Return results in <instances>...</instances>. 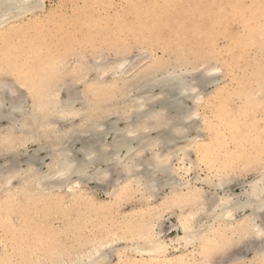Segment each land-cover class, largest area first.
I'll return each instance as SVG.
<instances>
[{"label":"rangeland","instance_id":"1","mask_svg":"<svg viewBox=\"0 0 264 264\" xmlns=\"http://www.w3.org/2000/svg\"><path fill=\"white\" fill-rule=\"evenodd\" d=\"M96 1L97 0H91V1L90 0H41L40 6L38 5L37 7L39 9L37 10L35 8H34L35 10L28 9V8L26 10L25 9L18 10L12 13L11 15L5 17L4 19L3 18L0 19V25H1L0 26V29H1L0 37L3 35L5 36V34L8 35L10 33V35L7 38L6 36L0 38V41L1 40L4 41L5 39V41L7 42L6 43L5 41L4 42L1 41L0 47H2L1 46L2 43L8 44V46L6 45L5 47L3 44V48L6 51H4V49L2 51V48H0L1 49L0 53H2L0 54L1 55L0 57H5V58L7 57L6 60L3 58H0V60L2 61L0 63V66H1L0 67L1 69L0 70L1 71L0 72V83L7 85L8 88L10 89L13 88L14 91L17 88L15 92L17 93V91L19 90L22 93L20 94L24 96L26 112H28L27 111L28 109L31 111V108L34 107L33 106L34 103L31 102L32 98H30L31 94L28 93L29 91L25 88L18 87V83H19L18 74L21 73V71L22 72L27 71L28 77L34 76L33 77L34 79H37L39 74L40 76L48 75L50 78L49 82L52 83L51 84L52 88L53 86L54 87L57 86V84L58 85L62 84L63 86H62L61 93L57 97L59 98L58 99L59 101L61 100L65 101L66 99H68L66 97L68 95H64L65 91H67L65 92V94L68 93V91L70 90L71 91L75 90L78 92L76 93L75 91H73L77 94L76 95L77 99L80 100V101H77L76 107L78 110L82 111L80 112L81 116L77 115V117L73 118L71 121H61L60 119H59L60 121L56 120L58 123L57 127H60L61 130H64V133H66L67 131L65 140L70 141L71 138L70 139L68 138L71 137L70 134H72V130L74 128H75L74 129L75 131H73V133L79 130L85 131L84 129H87L86 132L90 130L91 122L89 121L99 119L98 121H94V122H99V121L101 122V119L105 117L106 120L104 119L102 120L101 123L99 122L97 124L98 125L103 124V123L106 124L107 122H110V120L112 122L114 118L115 119L113 121L117 120L118 118L117 120L118 122L119 118L123 119L124 117V116L121 117L120 115L123 107H124L123 108L124 112H122V115L125 114L127 115L125 117H128L130 113L133 114L134 113L133 109L131 108L133 112H129L130 108L126 107L129 103L127 104V102L125 101L130 97L131 98L138 97V94L135 92V90L131 91L132 94H130L131 92L129 90L130 89L132 90V87L129 85H132L133 87L136 86V84L144 80L145 76H149V78H152V77H155L154 75L162 76V74L176 73V74H182L184 75V77L188 79L190 77H198L200 75H203L205 73L204 70L207 71L209 68L212 69L213 67V70L214 68H217L218 70L216 69L214 73H212L213 75L210 74L212 75L210 79L213 78V80L211 81L213 83H211V85L209 84V85L203 86V88L200 90L198 89L201 87H198L194 93L195 96L202 97V103H200V106L196 107V112L198 110L197 116L199 118L195 119L194 124L195 126H197L195 127V129L196 128L197 129L194 132L190 133V137L197 136L196 141L199 142L198 143L199 145L209 143V146H211L209 148L211 151V158L210 159L200 158L199 156H197L195 152H191L190 157L186 156L187 160L185 161L186 158H183L184 152L178 151L179 149H175L173 150V153L178 151V155H177V152L176 154H173L175 156H173L172 158V166H174L175 168L177 167V169L178 167L182 166L183 163L188 168L193 166V168H190L192 169V171L190 170L191 171L190 174L188 176L184 175V178L187 180L195 179V175H197L196 173H198V176H200V179L201 178L204 179L208 176V177H211L210 178L211 180L216 182L217 176H218V180H219V176L221 177V174H220L221 172L222 175L223 174L225 175V176H222L221 179H224V178L227 179L226 176H228V180L230 179L233 180L234 186L232 187H233V190L236 192H240V188L242 187V185H244L245 187H248L252 180H259L263 178L264 177V112H263L264 111V85H263L264 84V47H263L264 46V0H212V1L211 0H188V1L187 0H183V1L182 0H177V1L176 0H159V1L158 0H142L144 2H142L141 0H98L97 2ZM140 1L142 2V4ZM160 1H162L163 3H161ZM175 1L179 4L175 3ZM137 2H139L138 4L140 7L136 6ZM134 3H135V7L134 5H131ZM254 4L256 5L255 6L256 8H254ZM177 5H179L180 8H178ZM236 6H238V8ZM133 8L135 10L137 9V12L133 11ZM142 8L144 9V11ZM29 10L31 11L29 12ZM138 10L140 11L141 14L138 13L139 12ZM148 10H150L151 12ZM173 11L175 13H172ZM90 12L92 13V15H90L91 14ZM78 13L80 16L78 15ZM173 14L177 15V18ZM136 15L140 17L137 18ZM145 15H146V18H145ZM186 15H188V17ZM239 15L241 17H239ZM90 16L91 18L96 17V18H93L95 21H92L93 19H91ZM141 16L143 18L141 21L146 19L145 21H143V23L146 24V26L145 25L143 26L142 25L143 23L140 22ZM78 18L79 20H81V22H79V20L77 21ZM120 18H122V20ZM160 18L161 20H164V22H161ZM209 18L211 20L213 19V21L210 22L211 20H209ZM135 19H138L139 21L137 20V23H136ZM192 19L196 23V26L195 24H193L194 23L193 21H191V23L189 22ZM214 19H217V20H214ZM196 21H199V22H196ZM214 21H217V22L215 23ZM218 21H219V24L217 25ZM64 22L68 30L64 29L66 28ZM119 22H122L123 24L120 23L121 24L120 25L118 24ZM131 22H134V24H131ZM149 22H152V23H149ZM159 22L161 24H158ZM75 23H76V26H74ZM77 24L78 25L81 24L80 28H83L84 32L82 29L78 27ZM167 24H169V26H167ZM192 24L195 26L198 32L195 30ZM211 24H212V27H211L212 32L210 30L209 31L207 30V29H210ZM126 25H129V26H126ZM132 25L136 26L135 29H134V26L130 27ZM123 26L126 29H124ZM213 26L215 27L213 28ZM28 27L30 29V32H29V29H27ZM77 27L80 30L77 29ZM84 27H86V29ZM138 27H140L141 31H143L142 33L139 30L140 28ZM70 28L72 30H69ZM130 28H131V31H130ZM163 29H166V30H163ZM14 30H16L17 32L16 31L14 32ZM18 30H20L19 33H18ZM35 30L37 32H35V35H34ZM103 30L105 31L107 30L108 35L106 33L104 34ZM190 30H191V33H190ZM116 31L119 33V35L116 34L117 33ZM172 31H175L173 32L174 33L173 38H171L172 37L171 34H173ZM184 31H186V33ZM132 32L134 33L132 34ZM137 32H139L140 35ZM145 32H147V34ZM177 32L181 34L177 35ZM87 33H88V36L85 35ZM99 33L102 35H100ZM202 33L204 34L202 35ZM253 33L254 35H251ZM97 34H98V37H97ZM148 34H150V37ZM206 34H207V38H211L210 40H207ZM72 35L74 36V38ZM89 35L95 36V39L89 37ZM116 35H118L117 37L120 36L121 39L123 40H120L119 38L118 40ZM131 35H133L134 38H132ZM157 35H160V36L157 37ZM99 36H101L100 38L102 42H99L100 41ZM109 36H110V39L108 38ZM88 37L91 38L92 40L89 39ZM111 37L115 38L116 41L111 40L112 39ZM162 37H165V38H162ZM80 38L83 42L88 43V44L86 45L83 42H81ZM150 38H155V39H152L150 41ZM191 38H193L192 39L193 41L191 40ZM26 39L30 41L32 40V41L28 42L26 41ZM72 39L74 41H72ZM144 39L146 40L143 41ZM179 39L180 40L183 39V40H181L180 42ZM9 40H11L12 41L11 43L13 44H10ZM63 40L64 42L66 41L67 43L66 42L63 43L62 42ZM103 41L105 44L103 43ZM119 41L120 42L122 41L123 43L122 42L120 43ZM69 42L72 44L69 45ZM75 42L79 43V45H77V43ZM117 42H119L120 44ZM191 42H193L192 43L193 45H191ZM150 43L151 45L153 43V46H149L148 44ZM200 43L201 45H199ZM16 44H18V46H16L18 50L20 49V51L17 50L18 52L13 51L15 49ZM33 44H35L36 46L35 51L33 50L35 47L33 46ZM210 44L211 45L213 44V45L210 46ZM64 45L66 46V49H64L65 48ZM76 45L80 47H77ZM11 46H13V49ZM20 46L23 49H21ZM72 46L73 48L75 46L76 47L73 49L71 48ZM195 46L196 47L199 46L200 48L199 47L196 48ZM26 47L27 48L29 47V51ZM202 47L204 50H201ZM209 47L210 49H208ZM23 50H25V52H23ZM40 50H43L44 52L45 51L46 52L44 53L43 51H40ZM11 51L13 53H11ZM38 51L41 53L39 54ZM47 51L48 53L50 51L51 54L50 53L47 54ZM53 51L55 52L53 53ZM63 51L66 53H64ZM204 51L207 56L205 55L202 58V56L204 55ZM176 52H177V56H176ZM3 53H7V54L3 55ZM16 53L19 54V57L17 56ZM9 54H11L12 56ZM23 54H25V56ZM33 54L35 55V57ZM36 55L39 59L36 57ZM44 55H47V56L42 59ZM31 56L33 58H30ZM47 57L49 58L47 59ZM25 58H26V62H24ZM30 59H31V62L29 61ZM205 59L207 60L210 59V60L207 61ZM21 60L23 62H21ZM40 60H43L44 63L41 62ZM124 60L126 61L125 64L128 68L139 65V67H143V68L146 67L145 71H147L148 73L143 76L144 78L142 77L143 79L139 80L141 77L140 75H138L137 72H136L137 73L136 76L133 79L130 78L132 75L127 79V74L125 70H128V68H124L119 71L116 70L114 72L113 70L116 68V65L119 64L120 62H125ZM4 61L5 62L8 61V62L4 64ZM12 61L13 63H16L14 64V66L11 63ZM14 61H18V63ZM39 61L40 63H38V66H37V62ZM90 63H92V65ZM162 63L163 64L165 63V64L163 65ZM1 64H4V65H1ZM160 64H161V68L159 70ZM112 67H113V70H112ZM147 68H151L150 70L152 71H150L149 69L146 70ZM36 69L39 73L36 72ZM49 69H51V72H48ZM21 77H24V76H21ZM131 81L135 85L133 83L130 84ZM136 81L138 83H136ZM13 84L16 86L15 88ZM116 85H120V87L121 86L122 87L119 88V86H116ZM25 87L27 86L25 85ZM68 87H72L73 90ZM117 87L118 89H115ZM126 87H127V90H126ZM65 88H67L68 90ZM261 88L263 92L261 91ZM123 90H124V94H125V91L127 92L125 95L129 93L128 97H126L125 100H123L124 97L122 96L124 95L122 94ZM154 93L155 94L159 93L158 89H156ZM256 93H258L259 95H257ZM204 96L206 97V99L204 98ZM131 98L129 100H132ZM129 100L127 101L129 102ZM192 102H193L192 100L190 101L186 100L187 107L195 106L194 102L193 103ZM123 103L124 105L126 104V106H124ZM30 104L33 107H31ZM113 110L116 113L117 112H120V113L119 114L117 113L118 115L112 114L113 115L112 116L110 113L111 112L115 113L113 112ZM109 111L110 113H108ZM52 113L50 114V119L52 117V120L55 121L54 118L58 117V114L55 112L53 113L54 116H52ZM107 114H110L111 116L110 115L107 116ZM117 116H120V117H117ZM27 118L25 117L26 120H28ZM23 120L24 119H22L21 122L25 121V123H27L26 120L24 121ZM124 121H125V118H124ZM124 121L118 122V126L121 125L120 126L121 128L127 127L128 123L126 122L128 121H125V122ZM21 122H18L17 123L18 125L16 124L17 128H19L20 130L15 129L14 130L15 132L13 131L16 136H20V134L23 135L27 131L25 127L21 126L23 124V123L21 124ZM87 122L90 123L89 124L90 126L88 125ZM180 124L181 123H179L178 125ZM8 126H9L8 121L6 120L0 121V127H2L0 129V138L5 136L9 132V130H7ZM71 126H73L72 127L73 129L71 128ZM86 127H88L89 129ZM22 129L23 130L25 129L24 132ZM70 129L71 131L68 132V130ZM80 131L76 132L78 135L74 134V136H72L74 137L72 138L73 140L76 139L75 137L80 135ZM88 134H87V137L90 136ZM156 134L157 132H154V131L150 132L148 134L149 136L148 135L146 136L148 138L146 139L147 143H148L149 138L152 137L151 139H153L154 137H156ZM87 137L84 136V134L83 135L81 134L78 138L80 139L79 142H71V141L68 142V143H71L68 146L70 151L71 149L73 150L71 153H74V155H76L78 159H82L81 157L84 158V156H82L84 155V153H82L80 150L83 148L82 144L86 143V141L84 140L82 142V138L87 139ZM112 138L113 136L109 135L106 138L105 142L107 141L109 143V140ZM50 143L51 141H46L44 139L42 140L41 144L47 145L49 149V148H52ZM144 144H146V141ZM184 145H186L185 140L183 138L181 140L178 139L176 143V147L177 146L183 147ZM37 147L38 145L36 143H31V142L29 144H26V147L19 146L16 149L9 150V151L8 150L4 151L5 149L0 147V152H4L6 154L5 156L1 155L2 157H0V168L2 167V165H3V168H6L9 160H11L13 158L12 156L15 155L16 153L25 154L28 151L31 153L32 151L37 149ZM51 150L49 149L50 153H51ZM153 154H154L153 152L146 150L144 155L147 156V159L145 158L146 156L144 155L142 157H144V159L146 160H149L153 156ZM46 155H47L46 153H41L39 155L40 160L38 161V163L40 164H38L39 166L38 168H40L42 172L46 170L45 164L51 163V159L46 157ZM182 158L183 160L181 162L180 159ZM196 158L197 159L200 158V160L199 159L197 160ZM191 162L192 163L194 162L193 165ZM5 163H7V165ZM194 164L195 165L197 164V165L195 166ZM26 168L27 166L20 163L18 164L16 170H19V169L25 170ZM224 170H225V173H224ZM92 172L93 170L90 171V173ZM180 173L183 175V172H180ZM216 173H218V175ZM122 175L123 174H120L118 176H121V178H123L126 181L124 180L122 181V179H120V182H119L120 188L117 190H113L112 189L113 186H110V187L106 186L107 187L106 188L105 185L97 184L95 182L84 183L82 181L79 188H77L76 190H72L73 193L67 189H63V190H66L64 192H62L63 190L62 191L57 190V191H54V193L49 192V195L46 199H41L39 201L38 199H34V201L32 203L31 202L28 203L27 206L25 204V207L23 203L21 202L18 203L19 207L18 206L16 207H18L19 210L18 208L16 209V207H14L13 205V203H15L16 200L14 201L12 199L11 200L8 199L10 192L15 190V186L11 188L9 187L8 189L4 191L0 190V207L5 208V204H6L5 202L7 199L10 202L14 201L10 204V202L7 200V202L9 203L6 204L7 206L6 208L10 209L13 207L14 208L13 210L18 211L17 213L15 212L14 214H10L11 218H13L12 221H14L13 224H15L16 222H19V225L22 224L20 227H18L19 231L24 229L26 232L29 231L31 235L30 240H25L23 239L24 236L22 235L20 236L18 235L19 237L17 236L15 238L16 235H11L13 236L11 237L10 235L4 234L3 231H0V234L1 232H3L1 234V237L2 235H4V238L2 237L0 238V240L2 242L4 241V243L6 242L4 245L0 241L2 243V244L0 243V250L4 249V252H7L8 256H11L10 257L11 264L13 263L15 264H18V263L19 264H22V263L23 264H26V263L28 264H47L48 262H50L48 261L49 257L47 258V256H50L51 254L57 256L56 258L58 259H60L59 257H61L64 254L66 255L69 254L68 259H71L77 253L80 254L82 253L81 251L83 252L86 251L85 249L87 248L88 243H93L94 242L93 239H95L96 237L95 240H97L98 236H99L98 239L104 240L103 238L112 239L116 235L117 237H114V238H116L118 241L116 244L117 246L123 247V248L126 246L131 247V246L137 245L135 244V242L131 240L134 239V241L136 240L139 241L141 237L140 235L138 236V232H139L138 230L140 229L139 227H141L140 225L142 224L143 221H147V220L152 223L157 222L156 223L157 231L159 232V230L162 228L163 229L162 237L164 238L165 241H167L168 244H171L169 239L170 238L175 239L178 234H181V231H180L181 229L179 227L175 229L172 226L173 225L175 227L178 226L179 218L182 216V214L190 213L193 210L192 207L190 208L188 206L185 207V205L182 206V204H178L179 206L173 205V203L171 202L173 196L175 198L177 195L179 194L181 195L180 190L177 191L178 194L175 195L171 193V190L169 188H164L158 193L160 195L158 194L151 195L149 192H147L144 189V186H141V184H137L138 182L135 181L134 179L135 177L133 178L131 177L132 179L129 178L131 180L129 179L127 180L125 179V177H122ZM118 176L114 175L113 179H115V177L118 178ZM17 182H18L17 180H13V184L16 183V186L18 185ZM125 183H128V185L125 186ZM193 183L195 184L196 182L194 181ZM235 183H237V185ZM196 185L203 187L206 190H209V188L206 185L204 186V184H201V182L196 183ZM121 189H123L124 191H121ZM107 190H109L111 194L106 193ZM113 191L114 193H112ZM4 195L7 197H5ZM49 196L51 198H49ZM36 202L37 203L42 202L40 203L42 206L40 204H37ZM165 202H168V203L165 204ZM50 203H52L51 207H50ZM170 203L173 206H177V207L175 208L172 207ZM164 204L166 207L167 206L168 207L166 208L165 206H163ZM31 205L33 206L38 205V206L33 207ZM39 206L41 208L43 207L44 209L43 208L42 209L46 212L41 210ZM169 207L171 208L168 209ZM21 208H23L22 210H24L25 208L26 209L25 211L21 212ZM48 208L52 211H50ZM19 211L22 213V215ZM53 211L55 212V214ZM19 213H20V217L22 216V218L20 219H18ZM65 214L69 218H67ZM29 215H31V217ZM23 217L30 218L31 223L29 222V224H32L31 228L34 225L33 229L30 228V225H28V227L26 224L23 225V221L24 223L26 221L23 219ZM28 221L29 220H27V222ZM35 223H39V224H35ZM52 226L53 228H51ZM135 226L137 227L135 228ZM121 227L122 228L125 227L123 228L124 229L123 231ZM70 229L71 231L69 232ZM102 232L104 234L103 236H102ZM106 232L107 233L109 232V234H107ZM110 233H113V234L111 235ZM128 234L130 237L128 236ZM229 234L232 235V233H229ZM35 235L37 237H39L40 235H41L40 237H42V235H44L42 237L43 240L40 237L37 238ZM8 236L10 239L8 238ZM137 236L139 237V239L135 238ZM238 236H236V234H233L232 238L235 239V238H238ZM33 237L34 238L36 237L37 240L36 238L34 240ZM120 237H122V239L129 237L131 238V240L126 238V240L124 239L123 241ZM17 238H20L19 239L21 241L19 242L20 246L25 244L24 246H22L20 250L17 249V251L19 252H17L14 249V246L17 244V241H19V240H16ZM21 239H23V241ZM11 240L12 242L15 240L16 242H13L15 244H13ZM121 240L123 241V243ZM245 240H246L245 238L235 239L233 242H236V243L231 242L230 246H226V247L224 246L223 249H220V251H217L216 253H214L213 256H211L207 261L205 260L199 261V258H197V256L199 257L197 253L201 248L200 244H196L197 245V246L195 245L196 247L190 246L188 249L181 248L177 244H172V247L171 245L169 247L170 252L168 253V256L177 257L179 256V254L181 256L182 254L187 255L188 251L190 250L188 256H190V254H194L195 259L196 258L198 259L197 261V259L195 260L192 257L191 259L196 261V262L192 261V264H227V263L233 264L234 260H237L238 258L241 259L242 257H246V258L244 259V261L242 258V262L239 261L237 262L238 264H254V263L260 264L259 261L256 262L255 260L256 258H253L255 254H254L253 249L251 248H253L255 245V247H258V249L264 250V244H261V242L252 243V241H249V240L245 242ZM25 241L29 243H24ZM30 241H32V243ZM35 243H38L37 246ZM45 244H47L48 247ZM246 244L251 249V251L246 246ZM8 246H10L12 250H10V247ZM43 246L45 247L43 248ZM49 246H51L53 249ZM29 248H31V250ZM45 248L46 249L50 248V250L52 249V251L47 249L50 254L48 253L45 254L47 252ZM28 249H29V257L26 256V252H28ZM32 249L34 250V252H32L33 251ZM14 250L15 252L12 255V251ZM10 251H11V254H10ZM123 251H121L122 253L120 254H124V255H119V254H117L119 256L112 255L111 264L112 262L113 264H127V262H129L130 260L133 259V257L135 258L136 256V254H134L132 251H129V250L128 252L126 251L123 252ZM18 253L19 255L18 257H16ZM24 254L25 256H23ZM70 255H73V256L70 257ZM132 255H135V256H132ZM20 256L21 258H19ZM224 261H226L227 263ZM234 264H236V262Z\"/></svg>","mask_w":264,"mask_h":264},{"label":"bare ground","instance_id":"2","mask_svg":"<svg viewBox=\"0 0 264 264\" xmlns=\"http://www.w3.org/2000/svg\"><path fill=\"white\" fill-rule=\"evenodd\" d=\"M176 1H175V3H177ZM40 2H41V0H0V19H2V18L4 19L5 17L11 15L12 13H14L15 11H18V10H23V9L26 10L27 8L28 9H34L35 8L37 10V9H39L37 7H38V5L40 6ZM142 2H144V1H142ZM142 2H141V4H142ZM160 2L163 3L162 1H160ZM138 3L139 2H137L136 6H139ZM177 4H179V3H177ZM223 4H225V3H223ZM131 5H134V7H135V3L131 4ZM145 5H146V3H145ZM98 6H99V4H98ZM177 6H178V8H180L179 5H177ZM255 6L256 5L254 4V8H256ZM141 7H142V5H141ZM236 7L238 8V6H236ZM137 9L135 10L133 8V11L137 12ZM148 9H150V8H148ZM30 11L31 10H29V12ZM143 11H144V9H143ZM148 11H150V10H148ZM85 12H87V11H85ZM179 12H181V11H179ZM138 13H140V11ZM168 13H170V12H168ZM172 13H175V12L173 11ZM177 13H178V11H177ZM23 14H25V13H23ZM75 14H77V13H75ZM81 14H83V13H81ZM20 15H22V14H20ZM78 15H79V13H78ZM90 15H92V13ZM121 15H122V13H121ZM134 15H135V13H134ZM173 15H175V14H173ZM86 16H84V17H86ZM175 16L177 18V15H175ZM186 16L188 17V15H186ZM138 17H140V16H137V18ZM162 17H164V16H162ZM239 17H241V16L239 15ZM90 18H91V16H90ZM93 18H96V17H93ZM93 18H91V19H93ZM145 18H146V15H145ZM181 18H180V20H181ZM120 19L122 20V18H120ZM142 19L143 18L141 16L140 22L143 23V21H145L146 19L141 21ZM193 19L190 20L189 22L191 23V21H193ZM245 19H246V17H245ZM78 20H79V18L77 19V21ZM135 20H136V23H137L138 19H135ZM209 20H211V19L209 18ZM214 20H217V19H214ZM69 21H71V20H69ZM77 21H76V23H77ZM92 21H95V20L93 19ZM123 21H125V20H123ZM147 21H149V20H147ZM160 21L164 22V20H161V18H160ZM212 21H213V19L210 22H212ZM79 22H81V20H79ZM196 22H199V21H196ZM214 22L216 23L217 21H214ZM76 23L74 24V26H76ZM120 23H122V22H119L118 24H120ZM149 23H152V22H149ZM250 23H251V21H250ZM64 24H65V22H64ZM105 24H107V23H105ZM131 24H134V22H131ZM158 24H161V23L159 22ZM193 24H195V26H196L195 22ZM218 24H219V21H218L217 25ZM247 24H249V23H247ZM67 25H68V23H67ZM142 25L146 26V24H144V23ZM65 26H66V24H65ZM80 26H81V24L78 25L79 28H80ZM126 26H129V25H126ZM133 26L134 25H132L130 27H133ZM136 26H134V29H135ZM167 26H169V24H167ZM195 26L193 25L194 28H195ZM219 26H221V25H219ZM78 27H77V29H79ZM170 27H172V26H170ZM211 27H212V24L210 26V29H207V30L211 31ZM214 27L215 26H213V28ZM71 28L69 30H72ZM84 28L86 29V27H84ZM95 28H96V26H95ZM107 28H108V26H107ZM123 28H124V26H123ZM138 28H140V27H138ZM250 28H252V27H250ZM27 29H29V27ZM64 29L68 30L67 26ZM80 29H82L83 32H84L83 28H80ZM124 29H126V28H124ZM139 30L141 31V28ZM163 30H166V29H163ZM191 30H190V33H191ZM195 30H196V28H195ZM3 31H5V30H3ZM15 31L16 30H14V32ZM19 31L20 30H18V33H19ZM103 31H104V34L106 33L108 35L107 30L106 31L103 30ZM130 31H131V28H130ZM152 31H153V29H152ZM186 31H184V32L186 33ZM9 32H11V31H9ZM29 32H30V29H29ZM35 32H37V31L36 30L34 31V35H35ZM66 32H68V31H66ZM142 32L143 31H141V33ZM173 32H175V31H172V33ZM133 33L134 32H132V34ZM137 33L139 34V32H137ZM145 33L147 34V32H145ZM102 34H103V32H102ZM102 34H100V35H102ZM116 34L119 35L118 32ZM178 34H181V33L177 32V35ZM203 34L204 33H202V35ZM248 34H249V32H248ZM9 35H10V33L8 35L5 34L6 38ZM85 35L88 36V33L85 34ZM118 35H116V37ZM148 35L150 37V34H148ZM251 35H254V33L251 34ZM5 36L3 35L0 38L5 37ZM31 36H29V37H31ZM66 36H67V34H66ZM110 36H112V35H110ZM110 36L108 37L109 39H110ZM131 36H132V38H134L133 35H131ZM158 36H160V35H157V37ZM171 36H172L171 38H173L174 33L171 34ZM188 36H190V35H188ZM193 36H194V34H193ZM89 37L95 39V36H92V35L90 36L89 35ZM97 37H98V34H97ZM100 37L101 36H99V39H100L99 42H102ZM24 38H23V40H24ZM73 38H74V36H73ZM83 38H85V37H83ZM88 38H87V40H88ZM91 38H89V39H91ZM108 38H106V39H108ZM118 38L120 40H123V39H121L120 36L117 37V39ZM155 38H150V41L152 39H155ZM162 38H165V37H162ZM206 38H207V34H206ZM12 39H13V37H12ZM136 39H138V38H136ZM139 39H140V37H139ZM192 39L193 38H191V40ZM210 39L211 38H207V40H210ZM111 40H115L116 41L115 38H112ZM145 40L146 39H144L143 41H145ZM181 40H183V39H181ZM181 40H180V42H181ZM201 40H202V38H201ZM1 41H3V40H1ZM4 41H5V39H4ZM9 41H10V44H13V43H11L12 42L11 40H9ZM26 41L29 42L30 40L26 39ZM72 41H74V40L72 39ZM80 41L83 42L81 40V38H80ZM36 42H37V40H36ZM62 42L65 43L66 41L64 42V40H63ZM119 42H117V43H119ZM160 42H161V40H160ZM160 42H158V43H160ZM207 42H209V41H207ZM6 43L5 44L2 43V45H1L2 47H0V48H2V51L4 49L3 48V44H4V47L6 45L8 46V44H6ZM75 43H77V42H75ZM83 43L86 44V45L88 44V43H85V42H83ZM103 43H104V41H103ZM147 43H149V42H147ZM154 43H156V42H154ZM192 43L193 42H191V45H193ZM213 43H214V41H213ZM55 44H57V43H55ZM71 44L72 43L69 42V45H71ZM166 44H168V43H166ZM77 45H79V43H77ZM107 45H109V44H107ZM148 45L149 46H153V43H152V45H151V43L148 44ZM199 45H201V43ZM212 45L210 44V46H212ZM13 46H11L12 49H13ZM16 46H18V44L15 45V49L17 48ZM31 46H32V44H31ZM33 46H35V44H33ZM11 47H9V48H11ZM77 47H80V46H77ZM197 47H199V46H197ZM203 47H202L201 50H204ZM20 48H21V46H20ZM35 48H36V46L34 47V49L33 48L32 49L35 51ZM71 48H73V46ZM15 49L13 50L14 52L18 50V48L16 50ZM21 49H23V48H21ZM27 49L29 51V47ZM64 49H66V46H65ZM173 49H174V47H173ZM208 49H210V47ZM4 51H6V50L4 49ZM18 51H20V49ZM40 51H43V50H40ZM0 52H1V49H0ZM21 52H22V50H21ZM23 52H25V50H23ZM54 52L55 51H53V53ZM177 52H176V56H177ZM201 52H203V51H201ZM11 53H13V52L11 51ZM40 53L41 52H39V54ZM49 53L51 54L50 51H49ZM49 53L47 51V54H49ZM64 53H66V52H64ZM0 54H2V53H0ZM4 54H7V53H3V55ZM20 54H22V53H20ZM198 54H200V53H198ZM9 55H11V54H9ZM13 55H15V54H13ZM23 55L25 56V54H23ZM178 55H180V54H178ZM202 55H203V53H202ZM205 55L206 54H205V51H204V55L202 56V58ZM17 56L19 57V54H17ZM46 56L47 55H44L42 57V59L44 57H46ZM27 57H29V56H27ZM34 57H35V55H34ZM36 57H37V55H36ZM54 57H55V55H54ZM0 58H3L5 60L7 59V57L6 58L5 57H0ZM30 58H33V57L31 56ZM48 58L49 57H47V59ZM207 59H205V60H207ZM55 60H57V59H55ZM209 60H207V61H209ZM29 61L31 62V59ZM40 61L44 63L43 60H40ZM40 61L37 62V66H38V63H40ZM1 62L2 61L0 60V63ZM7 62L8 61H6V62L4 61V64L7 63ZM14 62L18 63V61H14ZM21 62H23V61L21 60ZM24 62H26V58L24 59ZM157 62H158V60H157ZM11 63L13 64V66H14V64H16V63H13V61ZM125 63H126V61L125 62H120L119 64L116 65V68L114 67L115 68L114 70H113V67H112V70L115 72L116 70L119 71L121 69L128 68ZM4 64H1V65H4ZM90 64L92 65V63H90ZM145 68L139 67V65H136V66H133L131 68H128V70H125L126 74H127V79L131 75L132 76L130 78L133 79L136 76L137 73L141 77V78L139 77L140 79L139 78L138 79L139 80L143 79L144 78L143 76L148 73L147 71H145ZM151 68H147L146 70H148V69L150 70ZM157 68H158V66H157ZM157 68H156V70H157ZM160 68H161V64H160L159 70H160ZM6 69H8V68H6ZM209 69H211V68H209ZM209 69L207 71L204 70L205 73L203 75L198 76V77H190V78L187 79L182 74L167 73V74H162V76H156V75H154L155 77L150 76L152 78H149V76H145V78H144V80L142 82L138 83L136 81V83H138V84H136V86L133 87L132 85H129V86L132 87V90L129 88L130 89L129 91L131 92V91L135 90V92L138 94V97H136V98L132 97L131 98L129 96L133 101L129 100L130 98H128L127 100H129V102L127 100L125 101V102H127V104L129 103L127 106H126V104L124 105V103H123L124 106H126L127 108H130L129 112H133L134 111V113H133L134 115L130 113L128 115V117H125L127 115H125V114L122 115V112H124V109H123L124 107L122 108V112H121L120 115H121V117H123V116L124 117H123V119L119 118L118 122L124 121V118H125V121H128V122H126V123H128L127 127L124 126L125 128H121L120 127L121 125L118 126V122H117L118 118H117V120L113 121L115 119L114 118L112 120V122L110 120V122H107L108 124L107 123L106 124L103 123V124H99L98 125L97 123H99L100 121L99 122H94V121H98L99 119L98 120L89 121V122H91V124L87 122L88 125L89 124L91 125L90 130H88L87 132H86L87 129H84L85 131H82V130L80 131L79 130L80 131V135L84 134V136H86V137H87L88 133H89L88 135H90L89 137H87V139H83L84 137L82 138V142H83V140L86 141V143L82 144L83 148L81 147L82 149L80 150L82 153H84V155H82V156H84V158L81 157L82 159H78L77 156L74 155V153H71L73 150L71 149V151H70V149L68 147L71 144V143H68V142H70V141L71 142H79L80 141L81 137H80V139H78L80 135L75 137L76 139H74V140L72 139V138H74L72 136H74V134H77L76 132H79V131H76V132L73 133V131H75L74 130L75 128L73 129L72 128L73 126H71V128L73 130H72V134L69 133L71 135V137H69V138L67 137L68 139L71 138V140L69 141V140H65L67 131H66V133H64V130H61L60 127H57L58 126L57 125L58 124L57 121H60V120L61 121H71L73 118L77 117V115L81 116L80 112H82V111L78 110L77 107H76L77 101H80L76 97V95H77L76 93H78L77 91L73 90L72 87H68V88L72 89L73 91H75L76 93L70 90V91H68V93L65 94V92H67V91L64 90L65 91V92L63 91L64 95H68V96H66L68 99H66L65 101H62V100L59 101L58 100L59 98H57V97L61 93L62 86H63L62 84L61 85L57 84V86H55V87L53 86V88H52V85H51L52 83L49 82L50 78H49L48 75L40 76V74H39L40 77L38 76L37 79H34L33 78L34 76L33 77H28V72L27 71H24V72L21 71V73L18 74L19 75L18 76L19 77L18 81H19V83H23L24 85L27 86V87H24V88L29 91L28 93H30L31 96H32V97L30 96V98H32L31 102L34 103V105H33L34 107L31 106V104H30V106L33 107V108H31V111L28 109L27 110L28 112H26L24 96L21 95L22 93L19 90L16 93L15 91H16L17 88L14 91L13 88L10 89V88H8L7 85H5L3 83H0V121H5L6 120V121H8V124H9L8 129H7V130H9V132L8 133L6 132L7 134L0 138V147L4 148L5 149L4 151H6V150L9 151V150L16 149L19 146H25L26 147V144H29L30 142L31 143H36L38 145L37 149L32 151L33 153L32 152L30 153L29 151L26 152L25 154H21V153L17 154L16 153L15 155L12 156L13 158L11 160H9V162L7 161L8 165H7V163H5L7 165L6 168H3V165L1 167L2 169L0 168V190L4 191V190L8 189L9 187L11 188V187L15 186V190L13 189L14 191L10 192V195L8 197L9 200H11V199L14 200V201L16 200V202L13 203L14 207L18 206V203H20V202L23 203L24 207H25V204L27 206L28 203H30V202L32 203L34 201V199H38V201L41 200V199H46L48 197V195H49V192L50 193H52V192L54 193V191H57V190H61L62 191L63 189H67V190H70L72 192V190H76L77 188H79V186H80L82 181L84 183L95 182L97 184L105 185V187L106 186L107 187L113 186L112 189L113 190H117V189L120 188L119 187L120 179H122V181L124 180L123 178H121V176H118V175L123 174L122 177H125V179H127V180L129 178H131V177L132 178L135 177L134 179H135V181L138 182L137 184H141V186H144V189L147 192H149L151 195L152 194H154V195L156 194L157 195L164 188H169L171 190V193L175 194V195L178 194L177 191L180 190L181 195L179 194L175 198L173 196V198H174V199L172 198L173 201L170 198V200L173 203V205L182 204V206L185 205V207L188 206L189 208L192 207V209H193L190 213L182 214V216L179 218V225L178 226H176V227L174 225L172 226L175 229H177V227H179L181 229L180 230L181 234H178L175 239L170 238L169 241L171 242V244H168L167 241H165L164 238L162 237L163 236V229L162 228H161L162 230L160 229L159 232L157 231V229H156V223L157 222L156 223H152V222H149L147 220V221H143L141 225L139 224L141 227H139L140 228L139 230L137 229L139 231L138 232V236L140 235L141 237H140V239H139L138 236H137L138 238L137 237H135V238L139 239V241H137V240L134 241V239L131 240V238H129L130 237L129 234H128L129 237H126L127 239L135 242V244H137L135 246H131V247L126 246L124 248L123 247H119V246L116 245L117 242H118L117 239L114 238V237H117L116 235L112 239L111 238H107L106 239V238L102 237L105 240L104 241L102 239H98L99 236L97 234V236H98L97 240H95L96 237H95V239L92 238L94 240V242L93 243H88L87 248L85 249L86 251H84V252L81 251L82 253H80V254L77 253L74 256L70 255V257L73 256V258H71V259H68L69 258V254L68 255H66V254L62 255L61 257H59L60 259L56 258L57 256L51 254L50 256H47V258L49 257L48 261H50L47 264H111L112 255H117V254L124 255V254H120V253H122L121 251H123V250H124L123 252H125V251L128 252V250H129V251H132L134 254H136V256L132 255V256H135V258L134 257H133V259L130 258L132 260H130V261L128 260L129 262H127V264H192V261L196 262L195 260L197 258H199V261H201V260L207 261L211 256H213L214 253H216L217 251H220V249H223L224 246L225 247L226 246H230L231 242H233L235 239H238V238H240V239L245 238L246 239L245 242L249 240V241H252V243L253 242L260 243V241L258 239L257 240H252V239L248 238L249 237V229L251 227V225L248 223V221H249V218L252 217L253 211H255V219L257 221V225L260 226V217L264 216V213H262L260 211L261 206L264 205V177L263 176H262L263 178H261L259 180H252L248 187H245L244 185H242V187L240 188V192H236V191L233 190V187H232V186H234L233 185V183H234L233 180L232 179L228 180V176H226L227 179H225V178L221 179L222 176H225L224 174L222 175L221 172H220L221 177L219 176V180H218V176H217V181L216 182L211 180L210 179L211 177H208V176L206 178H204V179H202V178L200 179V176H198V173H196L197 175H195V179H191V180L188 179L187 180V179L184 178V175L188 176L190 174V172L192 171V169H190V168H193V166L188 168L184 163H183L182 166L178 167V169H177V167L175 168L174 166H172V158H173V156H175L173 154H176V152H177V155H178V151H183L184 152V157L183 158H186V156L190 157V153L191 152H195L197 154V156H199L200 158H206V159H210L211 158V151L209 149L211 146H209V143L208 144L199 145L198 144L199 142L196 141L197 136L190 137V133L194 132L197 129V128L195 129V127H197V126H195V124H194L195 119L199 118L197 116L198 115L197 114L198 110L196 112V107L200 106V103H202V97H200V96L197 97V96H195L194 93H195V91H196V89L198 87H201V88L198 89V90H200V89L203 88V86H206V85H209V84L211 85V83H213V82H211L213 80V78L210 79V77L213 75L212 73H214V71L217 68H214V70H213V67H212L211 70H209ZM198 70H200V69H198ZM95 71H97V70H95ZM150 71H152V70H150ZM36 72H38L37 69H36ZM48 72H51V69H49ZM88 74H89V72H88ZM210 74H212V75H210ZM118 75H119V73H118ZM21 76H24V77H21ZM114 76H115V74H114ZM208 76H209V78H208ZM116 77H118V76H116ZM128 83H129V81H128ZM131 83H133V82L131 81L130 84ZM55 84H56V82H55ZM126 85H128V84H126ZM116 86H119V88L122 87V86L120 87V85H116ZM15 87L16 86L14 85V88ZM65 89H67V88H65ZM115 89H118V87L115 88ZM123 89H125V88H123ZM156 89H158L159 93L155 94L154 91ZM126 90H127V87H126ZM253 91H255V90H253ZM261 91H262V88H261ZM261 91H259V92H261ZM92 92H93V90H92ZM120 93H122V92H120ZM126 93L127 92L125 91V94ZM258 93H256V94L259 95L260 93L259 94ZM122 94H124V90H123ZM125 94L122 95L124 97L123 100H125V98L128 97V95H129V93L127 95H125ZM130 94H132V92ZM200 94H202V93H200ZM133 95H135V94H133ZM204 98L206 99L205 96H204ZM186 100H189V101L192 100L194 102L195 106H193V107L188 106L189 107L188 108L187 104H186ZM156 106H157V108H156ZM131 108L133 109V111L131 110ZM118 110H119V108H118ZM52 112L53 113L56 112L58 114V117H56L57 119L53 117L55 119V121L52 120V117L50 119V114ZM113 112H115V111L113 110ZM53 113H52V116H54ZM108 113H110V111ZM117 113L119 114L120 112H117ZM117 113L116 112L115 113L111 112L110 114L111 115L112 114L118 115ZM110 114H107V116L110 115ZM127 114H128V112H127ZM55 116H56V114H55ZM25 117L26 118L28 117L27 118L28 120H26ZM117 117H120V116H117ZM22 119L26 120L27 123H25L24 120H23L24 122H21ZM67 119H69V120H67ZM104 119H105V117L103 119H101V122ZM107 119H108V117H107ZM18 122H21V124L23 123L21 126L25 127V129H27V131L23 135L20 134V136H16L15 133H14L15 129L20 130L16 126V124ZM179 123H181V124L178 125ZM95 124H97V125H95ZM1 128L2 127H0V129ZM86 128H88V127H86ZM24 130H23V132H24ZM70 131H71V129L68 130V132H70ZM152 131L157 132L156 137H154L153 139H151L152 137L149 138L148 143H147L146 139H148V138L146 136ZM50 133L53 134V135H51ZM109 135H112L113 138L110 139L111 142L109 140V143L107 141H106L107 142L106 143L105 140H106V138ZM182 138L185 140V144L186 145H184L183 147L182 146H180V147L177 146L178 147L177 148L176 147V143H177L178 139L181 140ZM44 139L46 141H51L50 144H51L52 148H49L50 150L52 149L51 153L49 152V149H48L47 145L41 144L42 140H44ZM145 141H146V144H144ZM175 149H179V150L176 151L175 153H173V150H175ZM146 150L154 153L152 157L150 156L151 158L149 160H146L147 156L144 155ZM41 153H46L47 154L46 157L51 159V163L45 164L46 165L45 166L46 170H44L43 172H42V170H40V168H38L39 167L38 164H40V163H38V161L40 160L39 159V155ZM78 153H79V151H78ZM1 155L5 156L6 154L4 152H0V157H2ZM143 155L146 156L145 157L146 159H144V157H142ZM183 158L180 159L181 162H182ZM200 158H198V159L200 160ZM186 160H187V158L185 159V161ZM201 161H202V159H201ZM197 162H199V161H197ZM20 163L24 164L25 166H27V168L25 170H21V169L16 170L18 164H20ZM193 163H192V165H193ZM188 164H190V163H188ZM200 164H201V162H200ZM91 170H93L92 173H90ZM180 172H183V175ZM224 173H225V170H224ZM216 174L218 175V173H216ZM114 175L118 176V178L115 177V179H113ZM131 179H129V180H131ZM13 180H17L18 181L17 182L18 183L17 186H16V183L13 184ZM192 180H194L196 183L201 182V184H204V186L206 185L209 188V190H206L203 187H200V186L196 185V183L194 184L193 183L194 181H192ZM124 181H126V180H124ZM127 182H129V181H127ZM235 184L237 185V183H235ZM126 185H128V183H125V186ZM64 191H66V190H63L62 192H64ZM121 191H124V190L121 189ZM106 193L111 194V192L109 190H107ZM112 193H114V191ZM122 194H123V192H122ZM158 195H160V194H158ZM5 197H7V196H5ZM156 197H158V196H156ZM49 198H51V197L49 196ZM7 200L5 202L6 204L10 202L9 200H8L9 202H7ZM14 201H12V202H14ZM1 202H3V201H1ZM12 202H10V204ZM42 202H40V203H42ZM168 202H165V204L168 203ZM40 203H37V204H40ZM6 204H5V208L0 207V231H3L4 234H6V235H10V236L11 235H16L15 238L18 235L19 236L22 235V236H24L23 239L30 240L31 239V235H30L29 231L26 232L24 229H22V230L20 229L21 231H19L18 227H20L22 224L19 225V222H16L15 224H13L14 221H12L13 218H11L10 214H14L15 212L17 213L18 211L13 210L14 208L11 205L10 206L12 208H10V209L6 208L7 207ZM51 204L52 203H50V207H51ZM165 204L163 206H165ZM3 205H4V203H3ZM48 205H49V203H48ZM170 205H172V204L170 203ZM173 205H172V207H174V208L177 207V206H173ZM31 206H33V205H31ZM36 206H38V205H36ZM36 206H33V207H36ZM8 207H9V205H8ZM18 207H16V209ZM21 207H22V205H21ZM23 208H21V212L25 211V209H26L25 208L24 210H22ZM42 208H41V210L44 209V208L43 209ZM170 208L171 207H169L168 209H170ZM18 210H19V208H18ZM50 211H52V210H50ZM44 212H46V211H44ZM150 212H151V210H150ZM20 213H19V218L18 219L22 218V216L20 217ZM27 213H29V212H27ZM24 214H26V213H24ZM54 214H55V212H54ZM21 215H22V213H21ZM25 216H27V215H25ZM29 216L31 217V215H29ZM66 217L69 218L67 215H66ZM28 218L27 217H25V218L23 217V219L26 220L25 223L23 221V225L26 224L27 227H28V225H30V228H31L32 224H29V222L31 223V220H30V218L29 219ZM27 220H29V221L27 222ZM62 220H63V218H62ZM18 221H20V220H18ZM32 222H34V221H32ZM66 222H67V220H66ZM134 223H136V222H134ZM35 224H39V223H35ZM63 224H65V223H63ZM33 226H32L31 229H33ZM136 227L137 226H135V228ZM51 228H53V226ZM123 228H125V227H123ZM123 228L121 227L122 231L124 230ZM71 229L69 230V232L71 231ZM28 230H29V228H28ZM106 230H107V228H106ZM3 232H1V234ZM109 232L108 233L106 232V233L109 234ZM229 233H232V235L236 234V236H238V235L239 236H238V238L233 239L232 235H230ZM1 234H0V238H2V237L4 238V235H2V237H1ZM55 234H57V233H55ZM66 234H68V233H66ZM110 234L112 235L113 233H110ZM135 234H137V233H135ZM100 235H101V233H100ZM103 235L104 234L102 232V236ZM43 236L44 235H42V237ZM11 237H13V236H11ZM39 237H37V238H39ZM42 237H40V238L43 240ZM8 238H9V236H8ZM35 238H34V240H35ZM37 238H36V240H37ZM46 238H48V237H46ZM120 238L122 239V237H120ZM126 238H124V239L126 240ZM132 238H133V236H132ZM19 239L20 238H17L16 240H19ZM23 239H21V240L23 241ZM124 239H122V240L124 241ZM2 240H4V239H2ZM32 241H30V242L32 243ZM123 241H122V243H123ZM11 242H12V240H11ZM13 242H16V241L14 240ZM19 242H21V241L20 240L17 241V244L14 246V249L16 251H17V249L20 250L22 248V246L25 245L24 243H29V242L25 241L23 243L24 245L20 246ZM38 242H40V241H38ZM2 243L5 245L6 242L4 243V241H3ZM233 243H236V242H233ZM13 244H15V243H13ZM35 244L37 246L38 243H35ZM172 244H177L181 248H186V249H188L190 246H195L196 244H200L201 248H200V250L197 253L199 255V257L197 256V258L195 259V255L194 254H190V256H188L190 250L188 251L187 255H183L182 254V256H181L179 254V256H177V257H172V256L170 257V256H168V253L170 252L169 251V247H170V245L172 247ZM10 245H11V243H10ZM45 245H47V244H45ZM242 245H243V243H242ZM174 246H176V245H174ZM244 246H245V244H244ZM246 246L248 247L247 244H246ZM8 247H10V246H8ZM44 247L45 246H43V248ZM47 247H48V245H47ZM49 247H51V246H49ZM80 247H78V248H80ZM2 248H4V247H2ZM29 249L31 250V248H29ZM29 249H28V252H26V256H28V257H29ZM47 249L45 248V250H47ZM52 249L50 250V248H49L48 250L52 251ZM251 249H253V251H254L255 255H254L253 258H256L255 259L256 262L259 261L260 264H264V250L258 249V247H255V245ZM251 249H250V251H251ZM10 250H12L11 247H10ZM15 250L12 251V255L14 254ZM48 250H47V252L45 254H47V253L50 254ZM17 252H19V251H17ZM32 252H34V250ZM10 254H11V251H10ZM18 255H19V253L17 254L16 257H18ZM119 255H117V256H119ZM21 256L19 258H21ZM23 256H25V254ZM183 256H185V257H183ZM10 257L11 256H8L7 252H4V249L0 250V264H11L10 263ZM53 257H55V258H53ZM192 257L195 260L191 259ZM242 258H243V261H244V259L246 257H242ZM242 258L241 259L238 258L237 260H234L233 264L235 262H236V264H238L237 262H239V261L242 262ZM197 261H198V259H197ZM11 262H12V260H11ZM224 262H226V261H224ZM13 264H15V263H13ZM26 264H28V263H26ZM112 264H113V262H112Z\"/></svg>","mask_w":264,"mask_h":264},{"label":"snow or ice","instance_id":"3","mask_svg":"<svg viewBox=\"0 0 264 264\" xmlns=\"http://www.w3.org/2000/svg\"><path fill=\"white\" fill-rule=\"evenodd\" d=\"M18 87L24 88L25 85L23 83H18ZM260 211L264 213V205L261 206ZM248 223L251 225L248 238L252 240L258 239L261 244H264V216L260 217V226H258L255 219V211H253L252 217L249 218Z\"/></svg>","mask_w":264,"mask_h":264}]
</instances>
